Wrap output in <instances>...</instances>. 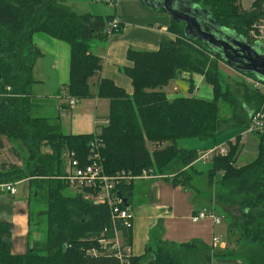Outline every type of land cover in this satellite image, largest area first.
I'll list each match as a JSON object with an SVG mask.
<instances>
[{
  "label": "trees",
  "instance_id": "trees-1",
  "mask_svg": "<svg viewBox=\"0 0 264 264\" xmlns=\"http://www.w3.org/2000/svg\"><path fill=\"white\" fill-rule=\"evenodd\" d=\"M188 1L207 10L215 23L239 37H246L251 23L264 16V0H253L247 11L241 9L240 0ZM111 20L76 14L62 0H0V149L5 142L10 143L12 155L20 162L0 165V185L25 180L32 189L28 198L35 200L39 196V203L45 207L43 220L33 227L27 215V237L40 224L43 239L34 241L22 254L11 252L12 225L0 221V264H119L99 241L114 240L117 232L122 247H129L131 229L112 218L106 204L85 199L84 194L91 190L85 189L84 194L76 196L65 194L70 187L59 178L64 171L63 155L73 152L85 164L90 144L96 140L106 175L123 171L136 176L145 171L149 176L167 175L163 179L172 187L185 186L186 169L198 173L192 167L198 156L195 150L179 148L177 141L214 138L229 124V120L219 116L221 105L228 104L231 98L215 75L217 59L206 68L208 59L195 46L206 49L196 40H185L183 26L174 23L168 27L175 35L174 41H161L157 51H127L132 67L126 68L124 75L131 81V95L107 79L97 83L93 94L89 79L100 71L101 65L90 49L95 40L107 38L104 29ZM37 33L70 47L69 82L63 88L67 98L80 101L96 96L109 101L107 124L99 134H65L58 118L35 114L32 69L41 52L32 37ZM182 73L202 76L211 86L213 98L168 100L161 89ZM248 94L255 108L258 96ZM244 123L248 125L247 121ZM256 136L258 150L254 160L236 166L240 150L234 144L228 146L225 156L210 159L212 165L207 174L209 186L212 181L217 185L216 206L222 210L226 206L237 208L238 216L230 219L229 226L239 243L236 253H213L214 249L197 242L174 244L154 238L143 255L130 257V264H211L215 257L238 258L242 264H264V132ZM147 143L155 148L150 151ZM216 173L220 174L217 182ZM131 189L132 183L118 186L121 208L130 204ZM3 193L7 192L0 188V196ZM223 216L228 218L230 214Z\"/></svg>",
  "mask_w": 264,
  "mask_h": 264
},
{
  "label": "crops",
  "instance_id": "crops-1",
  "mask_svg": "<svg viewBox=\"0 0 264 264\" xmlns=\"http://www.w3.org/2000/svg\"><path fill=\"white\" fill-rule=\"evenodd\" d=\"M62 1L76 14L88 13L103 18L111 17L112 20L115 19L118 22L117 31L112 32L104 41L95 40L91 45L90 51L100 59L101 65L100 71L89 79L90 91L93 94H95L97 83L101 79H107L131 95V81L124 75V70L132 67V63L126 58L127 51L130 49L157 51L161 41L175 40V35L168 30V25L174 23L170 16L161 10H155L143 0H114L111 5L101 1L97 2L98 0ZM32 42L41 52V56L36 60L32 69L34 83L31 90L36 103L35 114L51 119L58 118L65 134L75 136L99 134L107 124L108 100L93 96L77 101L71 110H65V100L57 99L59 93L63 92V88L69 82V45L39 33L33 35ZM187 75V73H182L177 79L167 84V90L166 93L164 90V93L168 100L185 97L183 94H188L189 91L185 88V85L188 87L189 83ZM194 77L191 78L194 85L193 90H195ZM196 79L200 83L203 81L202 76L197 75ZM200 91L201 96L195 98L209 99L211 97L209 90L203 88ZM242 109L247 112L249 117L254 107L253 105L250 107L242 105ZM241 142L242 139H240L242 147ZM4 150V148L0 149V153ZM241 151L242 148L239 154ZM196 161L192 165L194 170H196ZM207 162H209L206 164L208 173L212 163L210 159ZM11 163L16 164L17 162ZM197 172L202 176H207L205 172ZM162 177L164 176L132 182L130 204L127 205L132 215L129 254L132 257L143 255L145 248L152 243L154 238L174 244L197 242L212 248L211 240L216 237L221 240L225 249L226 243L230 240L221 239L223 236L217 233L220 223L215 225L209 219L199 220L195 223L191 221V217L197 213L196 208H199L198 211L210 208V211H205H214L221 220L224 219L221 215L222 212H218L214 209L215 206H211V203L199 198L196 193H190L180 187H172ZM21 183L25 185L22 187L23 199L27 192L25 190L27 182L24 180L14 183V186ZM16 195L17 193L13 196ZM19 212V209L14 212L12 210L10 214L0 212V216L4 217L13 226V229L20 231L21 236H26L28 228L26 214L23 212V215L18 214ZM217 251L219 250H213V253ZM211 264H242V262L238 258L231 260L215 257Z\"/></svg>",
  "mask_w": 264,
  "mask_h": 264
},
{
  "label": "rangeland",
  "instance_id": "rangeland-1",
  "mask_svg": "<svg viewBox=\"0 0 264 264\" xmlns=\"http://www.w3.org/2000/svg\"><path fill=\"white\" fill-rule=\"evenodd\" d=\"M97 2H100V1H97ZM252 2H253L252 0H240L239 1L241 9L244 11L251 9L250 5ZM169 26H172V23L168 25V27ZM197 47L200 48L199 46ZM206 58L208 59L206 68H209V65H210L209 63L212 62L214 58H211L209 56H206ZM214 61L216 63V72H215L216 74L215 75L219 79L221 88L225 90L227 95H229L228 97L231 98V101L228 104L221 105L220 114H219V116L222 119L229 120V124L223 127L222 128L223 130L218 135H216L214 138H209L206 140H201L198 138H188V139H181L177 141V146L183 150L191 151L194 148L196 149L195 152L197 153L198 158L196 161L197 163H196L195 169L197 171L205 172V174H208L207 173L208 167L206 166V164L207 163L209 164V162H207L209 159H204L202 158V156L204 155V153L210 151L208 149L214 146L220 145L226 148L228 146L230 147V146H233L234 144H237L239 150L242 148L241 153L237 157L236 166H243V165L250 163L252 160L255 159L257 155V150H258L257 136L256 134L247 133L248 127L246 123L244 122L248 121L247 118L249 117H248L247 112L242 109V105L246 107H250L253 104V102L251 103L249 94H248V93L251 94V92L249 89L247 91V89L245 88L246 85L244 86L245 82L241 75L231 70L223 62L218 61V60H214ZM193 76H195L194 77L195 90H193L194 85L191 79ZM196 76L197 74L187 75V78H189L188 80L189 83L187 84L188 87L185 85V88L189 92L188 94H183V95H185V97L186 96H189V97L201 96L200 90L205 88L206 90H209L211 92V97L207 99V100H211L213 98V92H212L211 86L205 83L204 80L200 83L198 79H196ZM164 90L166 93L167 85L161 89L162 92H164ZM182 91L185 92L184 90ZM192 91H194V93L191 94ZM31 93H32V90H31ZM237 136H239V139L236 138ZM240 139H242V142H241V145H243L242 147L240 146ZM4 144H5L4 145L5 150L2 153H0V164H3V163L8 164V163L16 161L17 162L16 164L20 165V162L17 161L11 153V144L6 143V142ZM164 145L165 144L161 146H164ZM147 147L150 151H152L155 148V145L147 143ZM204 148L206 150H203ZM186 171L188 172L187 185L185 186L179 185L177 187L187 190L190 193L191 192L196 193L199 198L207 201L208 203H211V206H215L218 209H220L217 211L218 212L221 211L222 212L221 215H224L225 213L230 214V217L224 218L220 221V226H218L217 228V233L223 236L221 239L223 240L229 239L230 241L226 243L225 249H222V248L220 249L218 247V248H214V250H224V251L226 250V251H231L233 253H236L239 243H238L237 237H234V235H232V233L230 232L229 226L231 222L230 219H232L233 221L238 216L237 208L226 206L222 210V208L219 205L216 206L217 203H216L215 197L217 193L216 191L217 185L212 181V185L209 186L208 177L206 175L202 176L201 174L196 173L195 171H190L189 168H187ZM152 177H155V176H152ZM165 177H167V175L162 178H165ZM219 179H220V175L219 173H216L214 176V181L217 182ZM141 180H145V179H141ZM22 187H25V185L22 183L17 184V185L15 184V189L17 193L16 196L9 195L8 193H3L0 196V212L4 214L6 213L10 214L12 210L14 212L16 209H19L20 212L18 214H22L23 212L24 214H26V218H27V215L30 216L31 225L33 227L34 223L41 222L43 220L44 215H42V212L44 211L45 207L42 203H39L41 201L39 199V196L35 200H33L31 197L30 199L28 198L29 193L32 191V189L29 190L28 185L25 189L27 190L26 195H25L26 198L24 197L22 199V194H23ZM65 194L76 196L75 194L78 195L79 192L70 188ZM205 210L210 211V208H207ZM0 221L8 222L2 216H0ZM37 226L38 228L35 227L32 229L30 238L27 237V233H26V236H21L20 231H18L17 229H13V226H12L11 252L13 254H22L26 251V249L33 246L34 241H41L43 239V235L42 233H40L43 231V226L40 224H38Z\"/></svg>",
  "mask_w": 264,
  "mask_h": 264
},
{
  "label": "built area",
  "instance_id": "built-area-1",
  "mask_svg": "<svg viewBox=\"0 0 264 264\" xmlns=\"http://www.w3.org/2000/svg\"><path fill=\"white\" fill-rule=\"evenodd\" d=\"M98 1L107 3L108 5H111L114 2V0ZM117 30L118 22L114 19L107 23L104 29V34L105 36H109L112 32ZM244 38L250 44H257L260 47V50L264 52V16L251 23L247 30V35ZM195 47L206 56L214 58L206 50L198 48L197 46ZM241 76L251 94L258 96V103L249 114L247 133H262L264 132V81L256 79L250 75ZM57 98L65 100L67 110H71L77 103L75 99L67 98L64 92H62L60 96H57ZM60 110H62L61 107ZM227 151L228 147L224 148L223 146H218L204 153L202 158L211 159L213 156H225ZM63 161L64 171L62 176L59 177L60 179L64 180L71 189H74L81 194H84L83 192L85 189L91 190L90 194H84L85 199H90L96 204H106L110 208L112 218L116 217V219L122 221L124 228L132 229L131 212L128 207H120L119 204L121 203V199L116 194L117 188L121 184L129 185L135 180L151 178L153 175L149 176L145 171H142L136 176L123 171L112 176L106 175L99 154V144H97L96 140L90 144L85 164H81L80 161L75 158L73 152H66L63 155ZM0 188L9 195H14L16 193L14 183L2 184L0 185ZM203 219H209L215 225L219 224L221 221V218L217 216L214 211H198L191 217L193 223ZM99 243L101 246L108 248L109 252L113 253L118 259L119 264H130L131 255L129 254L128 246L122 247V240L119 233L115 232L114 240H100ZM211 246L212 248L219 247L220 249H224V244H222V242L216 237L212 238Z\"/></svg>",
  "mask_w": 264,
  "mask_h": 264
},
{
  "label": "water",
  "instance_id": "water-1",
  "mask_svg": "<svg viewBox=\"0 0 264 264\" xmlns=\"http://www.w3.org/2000/svg\"><path fill=\"white\" fill-rule=\"evenodd\" d=\"M155 10L183 25L186 40H196L206 51L239 75L264 81V52L257 44L249 45L232 30L215 23L207 10L188 0H143ZM199 208H196L198 212Z\"/></svg>",
  "mask_w": 264,
  "mask_h": 264
},
{
  "label": "flooded vegetation",
  "instance_id": "flooded-vegetation-1",
  "mask_svg": "<svg viewBox=\"0 0 264 264\" xmlns=\"http://www.w3.org/2000/svg\"><path fill=\"white\" fill-rule=\"evenodd\" d=\"M242 39H244L245 40V42H247L249 45H252V44H250L244 37H242ZM219 61V60H218ZM226 65V64H225ZM227 66V65H226ZM228 67V66H227ZM230 68V67H229ZM231 69V68H230ZM232 70V69H231Z\"/></svg>",
  "mask_w": 264,
  "mask_h": 264
},
{
  "label": "bare ground",
  "instance_id": "bare-ground-1",
  "mask_svg": "<svg viewBox=\"0 0 264 264\" xmlns=\"http://www.w3.org/2000/svg\"><path fill=\"white\" fill-rule=\"evenodd\" d=\"M86 192H88V190H86Z\"/></svg>",
  "mask_w": 264,
  "mask_h": 264
}]
</instances>
